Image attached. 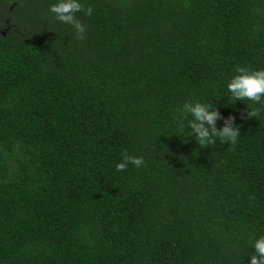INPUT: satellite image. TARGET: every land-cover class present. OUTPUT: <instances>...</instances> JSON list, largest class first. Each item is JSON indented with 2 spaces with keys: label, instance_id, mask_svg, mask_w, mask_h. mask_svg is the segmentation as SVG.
<instances>
[{
  "label": "trees",
  "instance_id": "trees-1",
  "mask_svg": "<svg viewBox=\"0 0 264 264\" xmlns=\"http://www.w3.org/2000/svg\"><path fill=\"white\" fill-rule=\"evenodd\" d=\"M54 2L0 0V264H248L264 97L227 83L264 68V0H81L82 35ZM194 100L235 144L196 142Z\"/></svg>",
  "mask_w": 264,
  "mask_h": 264
},
{
  "label": "clouds",
  "instance_id": "clouds-1",
  "mask_svg": "<svg viewBox=\"0 0 264 264\" xmlns=\"http://www.w3.org/2000/svg\"><path fill=\"white\" fill-rule=\"evenodd\" d=\"M49 10L55 14V18L62 23L71 25L74 32L82 35L85 32L84 25L77 19L76 13L84 11L86 15H91V7L84 8L81 0H55L49 5ZM235 75L227 83V90L231 94V101H244L245 99L260 103L264 97V68L251 69L248 67H238ZM258 110L247 111V115L255 117ZM181 116L190 114L193 118L188 122L192 136L200 145H212L215 138H220L222 142L235 144L240 135L239 128L234 123V117L229 115L224 124L217 128L216 120L220 117L219 110L210 103L199 100L186 101L180 109ZM122 160L116 163L117 171H122L128 167L129 163L140 167L144 164L142 156H134L122 153ZM254 249L248 264H264V235L258 236L252 241Z\"/></svg>",
  "mask_w": 264,
  "mask_h": 264
},
{
  "label": "flooded vegetation",
  "instance_id": "flooded-vegetation-1",
  "mask_svg": "<svg viewBox=\"0 0 264 264\" xmlns=\"http://www.w3.org/2000/svg\"><path fill=\"white\" fill-rule=\"evenodd\" d=\"M2 20V18H0V21Z\"/></svg>",
  "mask_w": 264,
  "mask_h": 264
}]
</instances>
